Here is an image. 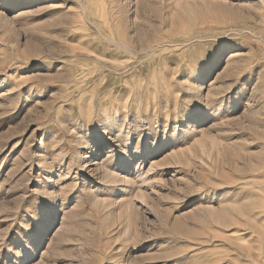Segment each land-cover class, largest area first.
<instances>
[{
	"label": "rangeland",
	"instance_id": "rangeland-1",
	"mask_svg": "<svg viewBox=\"0 0 264 264\" xmlns=\"http://www.w3.org/2000/svg\"><path fill=\"white\" fill-rule=\"evenodd\" d=\"M0 264H264V0H0Z\"/></svg>",
	"mask_w": 264,
	"mask_h": 264
},
{
	"label": "bare ground",
	"instance_id": "bare-ground-1",
	"mask_svg": "<svg viewBox=\"0 0 264 264\" xmlns=\"http://www.w3.org/2000/svg\"><path fill=\"white\" fill-rule=\"evenodd\" d=\"M252 259V258H251ZM251 261H255V259H252Z\"/></svg>",
	"mask_w": 264,
	"mask_h": 264
}]
</instances>
